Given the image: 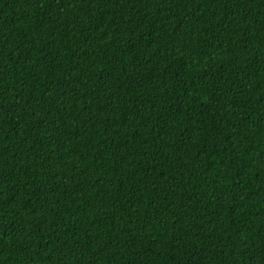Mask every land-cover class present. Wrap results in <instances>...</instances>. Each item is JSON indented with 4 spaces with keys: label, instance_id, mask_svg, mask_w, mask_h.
Masks as SVG:
<instances>
[{
    "label": "trees",
    "instance_id": "obj_1",
    "mask_svg": "<svg viewBox=\"0 0 264 264\" xmlns=\"http://www.w3.org/2000/svg\"><path fill=\"white\" fill-rule=\"evenodd\" d=\"M0 264H264V0H0Z\"/></svg>",
    "mask_w": 264,
    "mask_h": 264
}]
</instances>
